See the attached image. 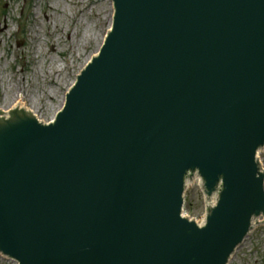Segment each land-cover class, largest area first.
<instances>
[{
	"label": "water",
	"instance_id": "1",
	"mask_svg": "<svg viewBox=\"0 0 264 264\" xmlns=\"http://www.w3.org/2000/svg\"><path fill=\"white\" fill-rule=\"evenodd\" d=\"M112 2L53 122L0 113V254L227 264L264 222V0ZM195 178L201 226L182 216Z\"/></svg>",
	"mask_w": 264,
	"mask_h": 264
},
{
	"label": "rangeland",
	"instance_id": "2",
	"mask_svg": "<svg viewBox=\"0 0 264 264\" xmlns=\"http://www.w3.org/2000/svg\"><path fill=\"white\" fill-rule=\"evenodd\" d=\"M112 14V0H0V113L22 95L39 120L51 121L103 45ZM258 161L264 177V152ZM204 201L194 179L185 215L200 221ZM0 264L16 263L0 255ZM227 264H264V223L248 232Z\"/></svg>",
	"mask_w": 264,
	"mask_h": 264
},
{
	"label": "bare ground",
	"instance_id": "3",
	"mask_svg": "<svg viewBox=\"0 0 264 264\" xmlns=\"http://www.w3.org/2000/svg\"><path fill=\"white\" fill-rule=\"evenodd\" d=\"M89 61H90V59L88 60V62L86 64H88ZM57 71L59 72V71H61V69L60 68H57ZM62 102H63V99H62ZM14 110H24V111L28 112L30 115H32L35 121H37V122H39L41 124L44 123L41 120H39V118L36 116L34 110H32L31 108H28L27 107L26 103L24 102V97L22 95H15V97L13 98V101H12L11 108L8 111H6V113L4 115H2V119H5L6 120L9 117L10 112L11 111H14ZM258 165L261 167L260 163H258ZM213 203H214V199H212L211 202H209V205H212ZM263 223L264 222H263L262 217H259V218L255 219L253 221V225L254 226H257V225L263 224Z\"/></svg>",
	"mask_w": 264,
	"mask_h": 264
}]
</instances>
